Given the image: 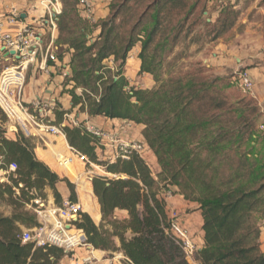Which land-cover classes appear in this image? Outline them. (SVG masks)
<instances>
[{
	"label": "trees",
	"instance_id": "1",
	"mask_svg": "<svg viewBox=\"0 0 264 264\" xmlns=\"http://www.w3.org/2000/svg\"><path fill=\"white\" fill-rule=\"evenodd\" d=\"M173 1L176 2L150 3L148 8L153 7L154 19L151 27L141 29L145 34L142 38L139 33L138 37L130 36L125 41L119 38L114 19L102 24L93 43L88 44L82 30L74 37L57 38L61 60L65 45L73 50L69 63L71 76L67 79L73 85L63 91L70 95L72 109L78 107L90 117L102 116L142 126L143 141L160 166L155 173L136 152L129 159L103 160L99 152L101 143L84 125L62 127L69 144L64 134L54 136L53 144L72 161L76 174L82 171L78 164L81 159L73 150L86 156L88 164L101 165L108 174L115 175L113 178L95 175L93 187L90 179L86 180L85 197L81 199L83 209L97 222L102 214V224L97 226L88 213L81 212L76 226L83 230L98 257L97 250H102L121 252L133 264H264L262 224L259 226L256 218L257 213L264 218V157L252 145L254 135L247 107L239 105L240 102L228 103L223 89L230 85L221 77H170L153 89H143L131 85L124 74L129 53L139 43L140 73L155 74L145 51L162 26L161 15ZM227 6L234 8V3H224L220 13ZM62 12L68 11L65 8ZM71 32L75 34L74 30ZM111 58L116 64L114 71L107 65ZM155 79L159 80L156 76ZM58 108L53 124L61 126L64 115L71 110L63 109L60 103ZM246 136L251 147L246 150L232 147ZM38 153L50 160L39 149ZM0 157L2 169L12 163L17 165L16 171L9 175V183H0V198H8L20 210L12 216L0 215V264H62L69 256L63 248L24 243L19 235L21 226H37L35 214L31 215L28 207H34L36 199H48L47 188L51 189L55 203L61 205L64 198L59 184L66 182L68 199L78 202L75 184L61 178L40 160L34 144L22 133L11 139L0 130ZM230 157H237L238 162L226 175L222 172L223 161ZM227 162L232 163L233 159ZM54 164L70 178L64 168ZM165 191L182 195L201 211L204 245L195 253L194 263L186 258L177 239L166 231L168 213L162 195ZM119 211H126L127 216L117 218ZM103 222L112 230L105 228Z\"/></svg>",
	"mask_w": 264,
	"mask_h": 264
},
{
	"label": "rangeland",
	"instance_id": "2",
	"mask_svg": "<svg viewBox=\"0 0 264 264\" xmlns=\"http://www.w3.org/2000/svg\"><path fill=\"white\" fill-rule=\"evenodd\" d=\"M2 0H0L1 3ZM63 3V11L66 8L68 11L67 14L60 15V20L58 24V37H62L63 39L74 37L77 35L78 31L82 30L86 33V39L88 44L93 43L101 32L102 24L105 22H109L111 19H114L115 23V33L116 35L123 39L124 41L127 40L130 36L138 37L141 34V38L145 35L141 29L145 26L151 27L153 22V15L154 9L148 8L150 7V3L153 0H107L108 3V10L109 14L98 20L97 23L93 24L86 20L82 14L80 13L76 3L74 0H61ZM239 1V0H236ZM242 1V0H240ZM244 1V0H243ZM230 3L226 0L225 3ZM28 3L37 5L40 7V0H28ZM259 6H264V0H260ZM248 4L243 5V7H247ZM228 9L222 11L216 20L212 17V12L215 10L214 5L210 4V0H180L176 2H169L168 10L163 12L161 15V27L153 36V40L146 48L145 54L148 60L151 59L152 67L155 69V74H149L150 77L153 78V85L151 88H147L144 84L138 85V87L143 89H153L157 87L162 81L167 80L170 77H179V76H189V75H198L199 77L214 79L215 77H221L224 79L226 84L230 86L223 89V93L226 96L228 103L233 104L236 102H240L239 105H245L247 108L246 113L247 117L249 118V123L251 126V130H253V140L252 145L256 147V153H259L264 157V135L258 130V125L264 120V111H262L261 106L256 97H251L250 95H245L238 87V71L233 70L230 66L228 67V71L223 74H217L212 66H209V62L205 61V59L213 58L215 49L217 44H228L230 46H239L242 45L247 37L246 35V28L245 24L241 22L240 18L242 17V8H232L231 6H227ZM236 11L235 14L231 11ZM145 16L142 18V16ZM254 12H251L250 16H252ZM255 18V17H254ZM141 20V24H138L136 29L134 26L136 25L138 20ZM72 30L75 31V34L72 35ZM87 34L91 36L89 39ZM59 39V38H58ZM57 39V44L59 41ZM221 45V46H223ZM65 51V47L62 48L61 52ZM63 55V54H62ZM113 61V63H112ZM234 64L236 63L235 59L233 60ZM107 65L113 69L116 68V64L114 63L113 58L107 61ZM6 64L4 62H0V79L2 77V72ZM31 70H36L39 73V69L37 67L29 68L25 80V87L24 92L26 91L27 84L29 83V75ZM140 73V72H139ZM147 73H140L137 78V82L141 83L143 77ZM158 78L159 80L156 81L155 79ZM68 78H64L63 86L64 90L71 89L72 83L68 82ZM67 85V86H65ZM137 86V85H136ZM78 93H81V89H77ZM63 93V92H61ZM68 94V93H67ZM69 95V94H68ZM70 96V95H69ZM0 102L3 106L8 107L11 106V102L5 100V97L0 92ZM0 104V130L5 131V136L11 139L17 137L18 133H22L26 138L30 139L31 142L35 146V153L37 156V148L39 147H47L48 149L39 148L40 152L44 154L48 159L52 160L55 157V163H58L59 167H66L64 168L66 172L69 174L72 181L67 176H60L61 178H66L70 182L74 183L76 186V192L80 194V199L84 196L83 192L86 191V180L90 179L97 175L102 174L113 178L115 175L108 174L105 170V167L101 165H96L95 163H87V161L79 160V169L82 170L79 174H76L72 169V161L55 145L54 137L49 136L43 132L35 131V135H28L24 132L22 128V122L25 118L22 116L19 119H11L6 112L4 111L2 105ZM30 110L33 111V107L28 105ZM59 102L54 105L52 109L47 112V120L54 121V111L59 110ZM71 115L75 113V115L68 118V123L71 125L73 121H78L80 124L83 125V122H80L77 118V113L81 112L79 108L72 109V101H71ZM76 110V111H75ZM248 110V111H247ZM17 112V110L15 109ZM73 112V113H72ZM17 117L19 114L17 112ZM228 117V116H227ZM26 121V120H25ZM68 123H65V115L64 121L61 124L62 127L67 126ZM247 138V139H246ZM238 143L232 145V147H242L243 150L248 149L250 146V140H248V136ZM50 143V144H49ZM105 150L108 151L105 154ZM76 154L77 152L73 150ZM101 153L100 157L105 159L114 160V155L116 154L117 150L113 147H103L99 150ZM255 152V150H254ZM64 156L65 159L69 160L70 165L69 167L59 164L60 160L58 155ZM38 157V156H37ZM75 157V156H74ZM148 159L149 165L152 167V170L157 173L160 169V166L157 162L156 157L153 156L152 152L147 153L146 155ZM62 158V157H61ZM233 159L232 163H228ZM223 169L222 172L224 174H229L233 167H236L238 158L237 157H230L223 161ZM6 179L2 177L0 183H9V175H6ZM66 185V182L65 184ZM163 185V184H162ZM49 192H52L51 189L47 188L46 193L47 196ZM7 197V196H6ZM8 198H0V215H8L12 216L15 213H18L20 210L15 208V206L11 205ZM197 205V204H196ZM176 208V207H175ZM29 213L31 215L35 214L37 225V215L33 208L28 207ZM178 209V208H177ZM182 214H184L180 209H178ZM83 212H86L83 210ZM88 213V212H86ZM89 214V213H88ZM90 215V214H89ZM91 216V215H90ZM117 218L123 219L127 216L126 211H119L116 214ZM93 219V217L91 216ZM258 225L263 227V220L264 218L260 215V213L256 214ZM29 223H32L31 220H28ZM104 223V222H103ZM101 222L98 224L100 226ZM105 228L111 229V226L108 223H104ZM35 227V226H34ZM33 227V228H34ZM27 228V227H26ZM118 239H116L117 241ZM117 243V242H116ZM120 245V242L118 240ZM117 243V245H118ZM85 248V247H81ZM80 248H77L75 251L80 252ZM82 249L81 251L84 252ZM93 252V251H92ZM118 251H105V258H112L116 257L115 254H119ZM93 255H95L93 253ZM97 256V255H95ZM101 255L99 254V257ZM118 261V259H117ZM68 263L73 261H68ZM66 262V263H67ZM123 264H127L122 261ZM67 263V264H68Z\"/></svg>",
	"mask_w": 264,
	"mask_h": 264
},
{
	"label": "built area",
	"instance_id": "3",
	"mask_svg": "<svg viewBox=\"0 0 264 264\" xmlns=\"http://www.w3.org/2000/svg\"><path fill=\"white\" fill-rule=\"evenodd\" d=\"M225 2L226 0H223V3ZM76 5L86 20L93 24L98 22L94 0H76ZM30 9H35L37 13H31ZM30 9L24 10L12 5L0 17V62L6 64L0 79V92L5 100L13 102L16 108L26 114L27 119L22 122V128L26 134L35 135V131H40L45 134L58 135L63 133L62 126L54 125L47 120V112L54 108L56 100L44 101L40 95H36L32 102L34 110L31 111L25 102L24 87L30 66L37 67L47 75L58 74L63 78L71 76L70 65L59 58L60 47L57 45L58 24L63 11V3L61 0H40V7L32 4ZM87 37L91 38L89 34ZM237 81L239 89L245 95L255 97V81L248 70H239ZM127 90L130 89L127 87ZM2 107L11 119H19L13 107L3 105ZM73 124L80 125L78 121H73ZM85 127L103 147H113L117 150L114 159L117 157L129 159L131 153L136 152L148 163L146 155L150 150L143 140L125 139L95 125L87 124ZM258 130L264 135V120L258 125ZM77 156L83 162L87 161L86 156L79 153ZM16 169L17 165L12 163L7 169H3V173L10 175ZM172 195L171 191H165V200ZM34 203V207L31 205L29 207L36 212L38 225L34 228L22 229L19 236L24 243L34 242L38 247L54 245L63 248L65 253H69L66 258L71 261L76 258L77 248L85 247L84 249L88 252L94 250V247L87 243L83 230L76 226L83 212L79 202L65 199L61 205H58L55 202L51 203L48 199H36ZM167 213V233L177 239L186 258L194 263L195 253L200 247L187 226L183 214L175 207H168ZM262 228L264 229V220ZM68 264H73V262ZM128 264L133 263L130 261Z\"/></svg>",
	"mask_w": 264,
	"mask_h": 264
},
{
	"label": "crops",
	"instance_id": "4",
	"mask_svg": "<svg viewBox=\"0 0 264 264\" xmlns=\"http://www.w3.org/2000/svg\"><path fill=\"white\" fill-rule=\"evenodd\" d=\"M94 2L96 4V13L98 19L100 20L101 18L106 17L109 14L107 0H94ZM231 3H234V7L236 9L242 8V10L245 8L243 7V5L245 6V4H248L247 7L243 10L242 17L240 18L241 22L245 24L246 35H244V37L247 38L245 42L239 46L238 45L230 46L228 44L225 45L217 44L215 52H213L214 53L213 58L205 59V61L209 62V66H212L213 70L217 74L226 73L228 71L229 66L235 71H239L241 69L248 70L255 81V97L257 98L259 105L262 108V111H264V6H259L260 0H244V1L233 0L231 1ZM210 4L214 5L215 10L212 12V17L214 18V20H216V18L220 13V8L224 5L223 0H210ZM12 5L20 7L24 10L30 9V6L32 7V4L28 3V0H2L0 3V17L5 12H7ZM29 11L33 14L37 13L35 9H30ZM251 12H254L252 16H250ZM64 47H65V51H64L65 53L62 61L64 63H70L73 50L68 49L66 45ZM140 51H141L140 43L137 44L130 51L126 65L124 67V74L128 78L131 85L138 86L144 84V86H146L147 88H151L154 81L153 78L150 77L148 73L145 74V76L143 77L144 81H142L141 83L137 82V78L139 76H142L139 75L140 65H141V61L139 59ZM234 59L236 61L235 64L233 61ZM63 82H64V78L61 75L58 74L47 75L46 73H43L41 71H39L38 73V71L36 70H31L29 75V83L27 84L26 91L24 92L25 102L28 105L32 106V102L34 101V96L40 95L44 99V101L47 100L51 101L55 99L56 103L58 101L62 105L63 109L69 110V108H71V97L67 93H64L62 91L64 89ZM51 112L53 111L51 110ZM73 115H75V113ZM73 115H71V113L65 114V123H68V118ZM77 118L80 122H83L84 126L87 124L95 125L105 130L112 131L116 133L119 137L125 139L143 140V135H142L143 127L140 125H136L133 123H126L118 119H108L102 116L90 117L86 112H78ZM50 121L52 122L51 119ZM48 135L50 137L56 136L51 134ZM64 138L68 143L65 134H64ZM39 148L48 149V145L47 147H39ZM39 148H37L38 158L43 162H45L59 176L65 177V175L60 173V171L56 168L54 164V161L56 160L55 157L53 161L45 159L44 157L39 155L38 153ZM107 152L108 151L105 150V154H107ZM1 162H2V157L0 159V164ZM2 177L6 179L7 176L4 175L3 169L0 168V180H2ZM92 180L93 179L90 178L91 186H92ZM59 189L60 192L62 193L64 200L68 199L70 195V191L66 187V185H64V183L61 182L59 184ZM162 195L164 196V192ZM77 196H78V202L82 205L78 189H77ZM48 200L51 203L55 202L52 192H49ZM166 204H167V208L176 207L184 213L183 214L184 219L186 221L187 226L191 230V233L193 234L195 241L197 242L200 248L203 247L204 245V233L202 231L203 218L201 215V211L198 209V205H196V203L187 201L180 194L172 195V197L166 198ZM101 220H102V214L98 222L95 219H93V221L97 226L101 222ZM21 228L26 229L25 226H21ZM116 242L118 243V240ZM260 243H261V249L264 251L263 228L261 232ZM80 249L82 250L84 248H80ZM81 250L80 252L75 251L76 258L73 260V264H123L122 261H124L127 264L130 263V260L121 252L119 254H115L116 257L105 258L104 257L105 251L97 250L100 252L101 255L100 257H98L93 255V252H88V250H83L84 252H82ZM67 260L70 261V259L66 258L62 262V264H66Z\"/></svg>",
	"mask_w": 264,
	"mask_h": 264
},
{
	"label": "bare ground",
	"instance_id": "5",
	"mask_svg": "<svg viewBox=\"0 0 264 264\" xmlns=\"http://www.w3.org/2000/svg\"><path fill=\"white\" fill-rule=\"evenodd\" d=\"M11 105L13 106L14 109L17 110V112H18V114H19V117H18L19 119H20L22 116L25 118V120L27 119L26 114L23 113L22 111H20V109L16 108L13 102H11ZM25 120H24L23 122H25ZM58 135H63V133H60V134H58ZM58 157H59V160H60L59 164L69 167V165H70L69 160L65 159V157H64V156H61L60 154L58 155ZM61 157H62V158H61ZM62 168H66V167H63V166H62Z\"/></svg>",
	"mask_w": 264,
	"mask_h": 264
}]
</instances>
